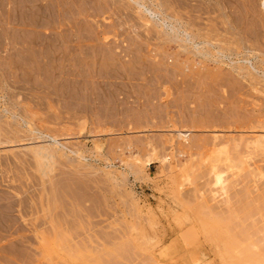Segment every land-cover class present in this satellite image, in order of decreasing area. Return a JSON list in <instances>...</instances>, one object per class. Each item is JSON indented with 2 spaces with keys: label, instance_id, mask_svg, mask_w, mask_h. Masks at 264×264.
<instances>
[{
  "label": "rangeland",
  "instance_id": "1",
  "mask_svg": "<svg viewBox=\"0 0 264 264\" xmlns=\"http://www.w3.org/2000/svg\"><path fill=\"white\" fill-rule=\"evenodd\" d=\"M115 1L0 0V264H264V218L242 252L205 207L216 171L236 207L264 196V0H143L184 50Z\"/></svg>",
  "mask_w": 264,
  "mask_h": 264
},
{
  "label": "bare ground",
  "instance_id": "2",
  "mask_svg": "<svg viewBox=\"0 0 264 264\" xmlns=\"http://www.w3.org/2000/svg\"><path fill=\"white\" fill-rule=\"evenodd\" d=\"M13 1V0H12ZM113 1H115V0H113ZM119 2V0H116L115 2ZM167 1V0H166ZM196 1V0H195ZM199 0H197V2H198ZM203 1V0H202ZM208 1V0H207ZM212 1V0H211ZM216 1V0H215ZM214 0L212 1V2H215ZM220 1H222V0H218V2H220ZM227 1H229L230 2V0H227ZM248 1V0H247ZM246 1V2H247ZM9 2V1H8ZM124 2V1H123ZM154 2V1H153ZM189 3V2H191V1H186V3ZM209 2H210V0H209ZM208 2V3H209ZM223 2L224 3H227L226 2V0L224 1L223 0ZM126 3H127V1H126ZM125 3V4H126ZM145 3H146V0H145ZM144 2H143V0H128V3L127 4H129L130 6H133V7H131V8H135V9H137L138 8V10L140 9V12H142V17H141V19L142 18H144V22L145 23H147L148 21H156V22H160L162 25H164L165 27H166V29H167V26L168 27H170V33H169V35H171V34H173V38L171 39V38H169V40L170 41H172V40H175L176 42H179V40L181 41V43H186V44H188L187 43V37H189V36H186V35H189V33L187 34V30H186V28H187V26H186V24L185 23H187V22H183L182 24H179V23H181V22H177V19L180 17H177V19L175 18V16L173 15L174 13H171V15H170V13H169V15H170V20L172 19H174L173 21H175L176 23H178V24H174V23H171L170 24V22H169V24L167 25V22L169 21H166L168 18H159V17H161L162 16V14H160V11L157 9V11L159 12H157L156 11V8L154 9V8H150L149 6L151 5H149L148 4V6L145 4ZM184 3V2H183ZM199 3H201V1H199ZM208 3H207V5H208ZM217 3V2H216ZM9 4V3H8ZM157 4H158V2H157ZM180 4V3H179ZM203 5H205L206 4V1L204 2V3H202ZM221 3H219V5H220ZM223 4V3H222ZM221 4V5H222ZM181 5V4H180ZM183 5V4H182ZM190 5H192V4H190ZM211 5V4H210ZM214 5V4H213ZM227 5H228V3H227ZM263 5H264V1H263ZM128 5H126L125 7H127ZM129 6V7H130ZM193 7H195L194 6V4L192 5ZM223 6V5H222ZM220 7V8H222V11L224 12L225 10H226V8H225V6H224V8H225V10H223V7ZM31 7V6H30ZM46 7V6H45ZM124 7V8H125ZM171 7V6H170ZM169 7V8H170ZM180 7H182V6H180ZM184 7V6H183ZM185 7H188L187 5L185 6ZM197 7V6H196ZM193 8L194 10H198L199 8ZM240 7V6H239ZM263 7V6H262ZM18 8V7H17ZM20 8V7H19ZM174 8V7H173ZM219 8V7H218ZM32 8H30V10H31ZM127 9V8H126ZM130 9V8H129ZM135 9H134V11H135ZM154 9V10H153ZM184 9V8H183ZM192 9V10H193ZM204 9V8H203ZM215 9H217V7L215 8ZM230 9V11H231V8H229ZM161 10H163V9H161ZM185 10V9H184ZM191 10V11H192ZM219 10H221V9H219ZM236 10H238V9H236ZM129 11V10H128ZM164 11V10H163ZM188 11V10H187ZM185 12L186 13V17H189V15H191V17H193L192 16V14H194V13H192V14H190V12L188 11V12ZM199 11H202V12H204L203 10H202V7H200V9H199ZM207 12H208V10H206ZM217 11V10H216ZM229 11V10H228ZM229 11V12H230ZM139 12V11H138ZM192 12H194V11H192ZM206 12V13H207ZM226 12V11H225ZM225 12H224V14H225ZM232 12V11H231ZM195 13H197L198 14V11H196ZM212 13V12H211ZM218 13H219V11H218ZM233 13V12H232ZM139 15L141 14V13H138ZM143 14H145V15H143ZM158 14H160V16H158V18H157V15ZM168 14V13H167ZM187 14H189L188 16H187ZM197 14H195V16L197 15ZM199 14H201L200 12H199ZM198 14V15H199ZM204 14V13H203ZM224 14H221L222 16L224 15ZM226 14L229 16L230 14H228L227 12H226ZM225 14V15H226ZM128 15H129V13H128ZM164 15H166V14H164ZM198 15H197V17H194L195 18V22H196V18H198ZM221 15L219 16V17H221ZM223 16V17H226V16ZM250 15V14H249ZM18 16V15H17ZM49 16V15H48ZM131 16V15H130ZM182 16V15H181ZM129 17V16H128ZM140 17V16H139ZM164 17V16H163ZM168 17V16H167ZM185 17V16H184ZM184 17L181 19L180 18V20H182V21H185V19H186V21H187V18H185L184 19ZM199 17H201V15H199ZM194 18L193 19H191V21H192V23L194 22L193 20H194ZM222 18V17H221ZM229 18H230V16H229ZM199 19V18H198ZM226 19H227V17H226ZM24 20V19H23ZM143 20V19H142ZM157 20H159V21H157ZM189 21L188 22H190V19H188ZM230 20V19H229ZM39 21H40V19H39ZM38 21V22H39ZM49 22H50V20H48ZM248 21V20H247ZM44 22V21H43ZM53 22V21H52ZM51 22V23H52ZM194 22V23H195ZM198 22V21H197ZM224 22V21H223ZM226 22V21H225ZM224 22V23H225ZM229 24H227V25H229L230 27L232 26L231 24H230V22L229 21H227ZM232 22V21H231ZM46 23V22H45ZM148 23H150V22H148ZM147 23V24H148ZM155 23V22H154ZM158 24V25H160L159 27H161V24ZM199 23V22H198ZM198 23H195V25L197 24V26L200 24H198ZM221 23H222V21H221ZM38 24V23H37ZM151 24V23H150ZM153 24V23H152ZM184 24H185V26H184ZM190 24H191V22H190ZM205 24V23H204ZM33 25V24H32ZM38 25H40V24H38ZM155 25V24H154ZM157 25V26H158ZM181 25H183L184 27H186L185 29H183L182 27H181ZM188 25V27H189V24H187ZM192 26H195V25H193V24H191ZM202 25V24H201ZM226 25V24H225ZM37 26V25H36ZM36 26H34V27H36ZM196 26V27H197ZM228 26V27H229ZM163 27V26H162ZM164 27V28H165ZM199 27H200V25H199ZM233 27V26H232ZM231 27V28H232ZM37 28V27H36ZM189 28H192V27H189ZM188 28V29H189ZM194 28V27H193ZM201 28V27H200ZM199 28V30L201 31V32H203L202 31V29H200ZM195 29V28H194ZM225 29V28H224ZM235 29V28H234ZM28 30V29H27ZM198 30V29H197ZM226 30V29H225ZM229 30V29H228ZM164 31H166L164 34H166V35H168V31L167 30H164ZM163 31V32H164ZM192 30H190L189 32H191ZM196 31V30H195ZM231 31H232V29H231ZM225 32V31H224ZM192 34L194 33H197V32H191ZM232 33H234V32H232ZM198 34V33H197ZM204 35H205V32H204ZM206 35H207V33H206ZM205 35V36H206ZM211 35V34H210ZM193 36V37H192ZM191 36V34H190V38L191 39H194L195 40V38H196V36L197 35H192ZM198 36H199V34H198ZM202 35L200 34V37H201ZM205 36H203V37H201V38H204ZM208 36V35H207ZM190 38H189V40H190ZM199 38V37H198ZM208 38V37H207ZM206 38V43L209 41V38L207 39ZM46 40V39H45ZM205 40V39H204ZM208 40V41H207ZM193 41V40H192ZM196 41V40H195ZM198 41V40H197ZM203 41V40H202ZM188 42H191V41H188ZM180 43V42H179ZM180 43V44H181ZM192 43V42H191ZM205 42H203V44L202 43H198L199 45L201 44V45H205L204 44ZM208 43H211V42H208ZM197 44V43H196ZM192 45V44H191ZM190 45V43H189V45L188 46H191ZM194 45V44H193ZM198 46V45H197ZM196 46V47H197ZM202 46V47H203ZM207 46V45H206ZM208 46H210L209 44H208ZM180 47H182V44H181V46ZM212 47V46H211ZM184 48H186V46L185 45H183V47L181 48V49H183L184 50ZM192 48H193V46H192ZM192 48H189V49H192ZM201 48V47H200ZM200 48H198V49H200ZM204 48H205V46H204ZM203 48V49H204ZM207 48H209V47H207ZM187 49V48H186ZM195 49V48H194ZM194 49H192V50H194ZM197 49V48H196ZM203 49L201 48L200 50H202L203 51ZM212 49V48H211ZM222 49V48H221ZM192 50H190L189 52L190 53H192V52H194V51H192ZM204 50H207L206 48L204 49ZM213 50V49H212ZM211 50V51H212ZM215 50V49H214ZM218 50V49H217ZM182 51V50H181ZM192 51V52H191ZM199 51V50H198ZM198 51H195L193 54H196V52H198ZM220 50H218V52H219ZM185 52H187V53H189L188 52V50H185ZM200 52V51H199ZM205 53H207V52H210V50H207V51H204ZM216 52L217 54H219V53H221V52ZM204 53V54H205ZM213 53H209L208 55H206V56H210V59H211V55H212ZM198 55H199V53H198ZM203 55V53L201 52V54H200V56H202ZM204 55V56H205ZM214 55V54H213ZM204 56H202V57H204ZM215 56H217V55H215ZM212 58H214V57H212ZM202 59V58H201ZM204 59H206V57H204ZM203 59V60H204ZM201 61V60H200ZM208 61V60H207ZM201 62H203V61H201ZM201 62H199V63H201ZM208 63V62H207ZM204 64V63H203ZM230 64V63H229ZM231 64H233V62L231 63ZM224 65V64H223ZM227 65H228V63H227ZM244 67V66H243ZM240 68V67H239ZM243 69V68H242ZM234 70H236V69H234ZM238 71H240V69L238 70ZM244 71V70H243ZM242 71V72H243ZM20 97V96H19ZM20 99V98H19ZM11 100V99H10ZM19 104V103H18ZM7 109V108H6ZM3 110H4V108H3ZM2 110V111H3ZM8 110V109H7ZM4 111H6V110H4ZM3 113V112H2ZM12 114V113H11ZM20 115V114H19ZM12 116V115H11ZM12 118V117H11ZM21 118V117H20ZM25 118V117H24ZM27 118V117H26ZM4 120V119H3ZM28 122V121H27ZM2 123V122H1ZM4 124V123H3ZM12 124V123H11ZM5 125V124H4ZM32 125V124H31ZM1 126V125H0ZM8 126H10L9 124H8ZM28 126H30V124H28ZM2 127V126H1ZM0 127V128H1ZM18 127V126H17ZM31 127H33V126H31ZM30 127V128H31ZM16 128V127H15ZM27 128V127H26ZM6 129V128H5ZM4 129V130H5ZM8 129V128H7ZM6 129V130H7ZM32 129V128H31ZM30 129V131H34V130H31ZM9 130V129H8ZM14 130V129H13ZM16 130H18L17 128L14 130V131H16ZM21 130H22V128H21ZM10 131V130H9ZM9 131H7V132H9ZM1 132L3 133V131L1 130ZM5 132V131H4ZM11 132H13L12 131V128H11ZM17 132V131H16ZM18 132H19V130H18ZM23 132V131H22ZM21 132V133H22ZM28 132V131H27ZM48 132V131H47ZM47 132H46V134H47ZM2 133H1V135H2ZM20 133V132H19ZM24 133V132H23ZM31 133V132H30ZM35 133V132H34ZM33 133V134H34ZM39 133V132H38ZM49 133V132H48ZM4 135L6 134V132L5 133H3ZM8 134V133H7ZM18 134V133H17ZM16 134V135H17ZM0 135V136H1ZM13 135V134H12ZM11 135V138L10 139H12L13 137L15 138V135L14 136H12ZM20 135V134H19ZM24 135V134H23ZM28 136L30 135V134H27ZM32 135V134H31ZM30 135V137H32ZM35 135V134H34ZM54 135V134H53ZM53 135L51 136V135H46L49 139L48 140H51L53 143H56V145L57 144H59L60 143V140H57L56 138H57V136H54L53 137ZM6 136V135H5ZM36 136V135H35ZM44 136H45V134H44ZM7 137V136H6ZM10 137V136H9ZM18 137V136H17ZM56 137V138H55ZM1 138V137H0ZM2 138H4V137H2ZM20 138H21V136L19 137V140H20ZM5 139V138H4ZM16 139V138H15ZM18 139V138H17ZM28 139V138H27ZM26 139V140H27ZM37 139H38V137H37ZM59 139V138H58ZM1 140V139H0ZM23 140V139H22ZM25 140V139H24ZM47 140V141H48ZM4 141V140H3ZM7 141V140H6ZM5 141V142H6ZM18 141V140H17ZM36 141V140H35ZM8 142V141H7ZM13 142V141H12ZM256 142L259 144V145H264V136H261V137H259V138H257L256 139ZM4 143V142H3ZM11 143V142H10ZM62 143V145L64 144L63 142H61ZM1 144V143H0ZM51 143H47V144H43V145H37L36 144V146H35V149H33L34 151V153H37L38 155H36L35 154V157H36V159L38 160V162H37V164L39 163V159L40 160H43L44 159V161H42V162H44V163H42V165L43 164H46L47 166H48V164L49 163H51V162H54V161H56L55 160V158H54V161H50V160H52L51 158H53V156L55 155L54 154V151H55V149H57V151H58V148L56 147V145H55V147H54V151H52L53 149V144H51L52 145V148H51V146L50 147H48L49 145H50ZM61 144H60V146H62ZM149 145V144H148ZM58 146V145H57ZM64 146V145H63ZM65 146H67V145H65ZM34 147V146H33ZM66 148V147H65ZM52 149V150H51ZM49 150H51V151H49ZM59 150H61V148L59 149ZM69 150H71V152L73 151L72 149H69ZM62 151V150H61ZM32 152V154L34 155V153ZM60 152V151H59ZM58 152V153H59ZM73 152H75V151H73ZM72 152V153H73ZM55 153H56V151H55ZM76 153V152H75ZM75 153H74V155H75ZM77 153H78V151H77ZM61 154V153H60ZM63 154V153H62ZM77 156H79V154L77 155ZM81 156H82V154H81ZM38 157H39V159H38ZM57 157V156H56ZM66 158V157H65ZM33 159H35L34 157H33ZM57 159V158H56ZM48 160V161H47ZM50 161V162H49ZM3 162V161H2ZM47 162H49V163H47ZM40 164V165H39ZM38 165L40 166V169L44 166H46V165H43L42 167H41V163H39ZM52 164V163H51ZM50 164V165H51ZM49 165V166H50ZM66 165V164H65ZM3 166V165H2ZM52 167H53V165H51ZM46 168V167H45ZM44 168V169H45ZM214 168V170H215V166H212V169ZM43 168L41 169V171L42 172H47L48 173V171H46V170H44ZM48 169L50 170L51 168H49L48 167ZM54 168H52L51 169V171L53 170ZM211 169V170H212ZM4 171V170H3ZM255 171V170H254ZM41 172V173H42ZM253 172V171H252ZM257 172H258V170H257ZM47 173H45L46 175H47ZM44 174V175H45ZM264 174V173H263ZM262 172H258V173H256V174H254V175H256V177H257V175H258V178H260V177H262ZM243 175H245V174H243ZM246 177H247V175H245ZM260 176V177H259ZM214 178H212L213 180H211L212 182V186H215L216 188H214V189H211V191H212V197H211V199H210V202H211V204H209L210 202H209V200H206V204H205V207L208 209V213H207V215H208V220H210L209 218H212L213 219V221H212V223L213 224H216V225H219L220 227H223L224 226V228H227L226 230H228V231H226V232H228L227 234L228 235H226V237H225V239H223L224 241H226V243H228V244H235V246H234V248L235 247H237L238 246V248L241 246L242 247V252L244 251L245 252V248L247 247V244H248V242H250L251 243V236H249V234H248V232H246V227H247V222H249V220L248 219H252V218H254V215L255 214H259V217L261 218V220L264 218V212H262V208H263V206H261L262 205V202L264 201L263 199H264V196L263 195H261V193L259 194V193H257V194H259V195H257V194H255V195H257V196H253L252 195V197H251V195L249 196V195H247L248 196V199L250 198V200H251V204L249 203L250 201L249 200H245L246 202H247V204H245V203H243L244 202V200H243V202H241L242 200H240V199H238V201H236V202H240V203H243L244 205H242L241 204V206H240V204L238 205V207H236L235 205L236 204H234L233 203V201H234V199L232 200V203L230 202L231 201V195H230V197H229V202H230V204L228 205V204H224L225 206H220V205H218V204H215V203H213V201L215 200H217V201H221V202H223V201H227V196L226 195H228L227 193V185H225V183H224V181L222 180V176H221V174L220 173H217V171H216V173L214 172V176H213ZM238 177V176H237ZM242 177V176H241ZM243 178V177H242ZM234 179H235V177L233 178V181H234ZM237 179V178H236ZM236 179H235V181H236ZM240 179V178H239ZM243 179H245V178H243ZM250 179H251V177H250ZM250 179H249V181H250ZM257 179V178H256ZM255 179V180H256ZM238 180V179H237ZM232 181V182H233ZM230 182V181H229ZM237 182V181H236ZM251 182H252V180H251ZM210 183V182H209ZM234 184V183H233ZM238 184V183H237ZM240 184V183H239ZM241 185V184H240ZM236 186V185H235ZM238 187V186H237ZM235 189H236V187H235ZM201 190V189H200ZM207 190V189H206ZM232 190V189H231ZM237 190V189H236ZM235 190V191H236ZM240 189H238V191H239ZM242 190V189H241ZM240 190V191H241ZM245 190H247V194H248V190L249 189H245ZM253 190V189H252ZM262 190V189H261ZM242 191H244V190H242ZM20 192V191H19ZM231 192V191H230ZM233 192V191H232ZM253 193V192H252ZM217 194H219L218 196L221 198V199H217V198H219L218 196H216ZM235 194H236V192H235ZM263 194V193H262ZM211 195V194H210ZM242 195V194H241ZM208 196V195H207ZM221 196H223V198L221 197ZM240 196V195H239ZM210 197V196H209ZM217 197V198H216ZM226 197V198H225ZM255 197V198H254ZM207 199H208V197H206ZM241 198V197H240ZM242 198H244V197H242ZM254 198V199H253ZM237 199V197L235 198V200ZM227 201V203H229ZM249 201V202H248ZM209 202V203H208ZM13 204V203H12ZM213 204V205H212ZM215 204V205H214ZM14 205V204H13ZM12 205V206H13ZM245 205H247V206H245ZM4 206V205H3ZM6 206V205H5ZM5 206H4V208H5ZM11 206V207H12ZM1 207V206H0ZM11 207H9V209L11 208ZM11 210V209H10ZM10 210H9V212L8 211H6L7 213H9L10 214ZM13 210V209H12ZM15 210V209H14ZM220 210H226V213L227 214H224V213H222V212H220ZM3 212V211H2ZM2 215H4V214H2ZM259 217H257V219H259ZM248 220V221H247ZM260 220V219H259ZM233 222H234V224H233ZM258 222V221H257ZM260 222V221H259ZM232 223V226L231 225H229V224H231ZM4 225V224H3ZM259 225V224H258ZM228 226L230 227L231 226V229H229L228 228ZM249 226H250V224H249ZM260 226V225H259ZM219 227V228H220ZM8 228V227H7ZM2 230V229H1ZM222 229L220 228L218 231H221ZM12 231V230H11ZM229 231L232 233V234H230L229 233ZM15 232V231H14ZM13 232V233H14ZM222 232V231H221ZM18 234V233H17ZM230 234V235H229ZM224 235V234H223ZM258 237V236H257ZM259 238V237H258ZM254 239V238H253ZM225 243V244H226ZM252 244V243H251ZM250 244V245H251ZM176 245V244H175ZM264 245V244H263ZM244 247V248H243ZM222 248H223V246H222ZM231 248V247H230ZM232 249V248H231ZM236 250H238L237 248H236ZM260 250V249H259ZM225 251V250H224ZM235 251V250H234ZM240 251H241V249H240ZM239 251V252H240ZM238 252V251H237ZM250 255V254H249ZM252 257V256H251ZM253 259H254V257H253ZM154 260V259H153ZM157 263H158V260H157ZM264 263V262H263ZM159 264V263H158ZM244 264V263H243Z\"/></svg>",
  "mask_w": 264,
  "mask_h": 264
}]
</instances>
